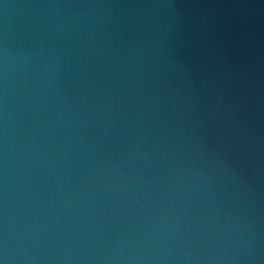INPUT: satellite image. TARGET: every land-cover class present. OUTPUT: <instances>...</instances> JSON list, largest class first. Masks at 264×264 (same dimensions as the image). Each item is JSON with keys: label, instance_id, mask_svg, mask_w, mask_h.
<instances>
[{"label": "water", "instance_id": "95a60500", "mask_svg": "<svg viewBox=\"0 0 264 264\" xmlns=\"http://www.w3.org/2000/svg\"><path fill=\"white\" fill-rule=\"evenodd\" d=\"M4 264H264V0H0Z\"/></svg>", "mask_w": 264, "mask_h": 264}, {"label": "clouds", "instance_id": "9594fccd", "mask_svg": "<svg viewBox=\"0 0 264 264\" xmlns=\"http://www.w3.org/2000/svg\"><path fill=\"white\" fill-rule=\"evenodd\" d=\"M0 264H4V261L0 260Z\"/></svg>", "mask_w": 264, "mask_h": 264}]
</instances>
